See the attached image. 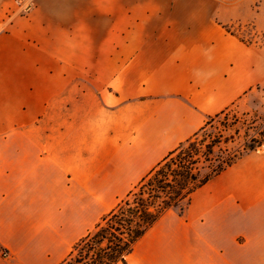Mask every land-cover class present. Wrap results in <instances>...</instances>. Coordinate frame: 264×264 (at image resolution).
Returning a JSON list of instances; mask_svg holds the SVG:
<instances>
[{"label": "crops", "instance_id": "obj_1", "mask_svg": "<svg viewBox=\"0 0 264 264\" xmlns=\"http://www.w3.org/2000/svg\"><path fill=\"white\" fill-rule=\"evenodd\" d=\"M240 7L0 0V264H61L114 198L209 117L264 87V48L225 29L264 32V1L256 16ZM244 164L264 181V146L221 175ZM169 213L128 264H264V222L241 237L237 221Z\"/></svg>", "mask_w": 264, "mask_h": 264}, {"label": "trees", "instance_id": "obj_2", "mask_svg": "<svg viewBox=\"0 0 264 264\" xmlns=\"http://www.w3.org/2000/svg\"><path fill=\"white\" fill-rule=\"evenodd\" d=\"M239 123L234 105L209 117L74 244L61 264H128L137 242L167 213L183 212L197 191L264 146L263 130L233 151L229 145L240 136ZM252 127L253 122L248 130Z\"/></svg>", "mask_w": 264, "mask_h": 264}, {"label": "rangeland", "instance_id": "obj_3", "mask_svg": "<svg viewBox=\"0 0 264 264\" xmlns=\"http://www.w3.org/2000/svg\"><path fill=\"white\" fill-rule=\"evenodd\" d=\"M262 1L264 0H240L239 12H234L242 16H256ZM233 5L229 3L230 8H233ZM230 31L246 43L264 48V32L256 31L252 25L234 24L230 27ZM234 113L240 121L238 125L240 136L229 147L237 151L243 147L248 138L259 137V133L264 130V87L255 88L245 99L236 104ZM252 122L253 127L248 130ZM216 194H229V196L224 198L211 196ZM126 196L114 198L113 202L118 203ZM235 215L236 217H233ZM185 216L197 223L222 224L226 221H237L240 236L243 237L245 232L243 228L264 222V181H253L248 178L247 166L244 164L226 175L215 177L195 193L191 204L183 212L171 211L167 220L173 221Z\"/></svg>", "mask_w": 264, "mask_h": 264}, {"label": "built area", "instance_id": "obj_4", "mask_svg": "<svg viewBox=\"0 0 264 264\" xmlns=\"http://www.w3.org/2000/svg\"><path fill=\"white\" fill-rule=\"evenodd\" d=\"M23 11H27V5H25V7L23 8ZM8 254H7V252H2V256L4 257V256H7Z\"/></svg>", "mask_w": 264, "mask_h": 264}]
</instances>
